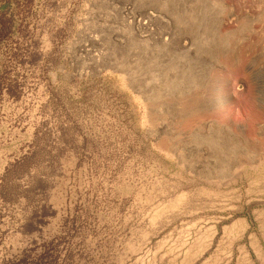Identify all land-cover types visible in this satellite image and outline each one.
Instances as JSON below:
<instances>
[{
	"label": "rangeland",
	"instance_id": "1",
	"mask_svg": "<svg viewBox=\"0 0 264 264\" xmlns=\"http://www.w3.org/2000/svg\"><path fill=\"white\" fill-rule=\"evenodd\" d=\"M8 1L0 264H264V0Z\"/></svg>",
	"mask_w": 264,
	"mask_h": 264
},
{
	"label": "trees",
	"instance_id": "2",
	"mask_svg": "<svg viewBox=\"0 0 264 264\" xmlns=\"http://www.w3.org/2000/svg\"><path fill=\"white\" fill-rule=\"evenodd\" d=\"M8 0H4V1H0V24L2 25H6L11 22L13 20V17L15 16L18 8V5L15 6V8L13 9V11H10L11 9L9 8L8 5ZM2 79V77H0ZM0 79V80H1ZM0 90H1V86H0Z\"/></svg>",
	"mask_w": 264,
	"mask_h": 264
}]
</instances>
